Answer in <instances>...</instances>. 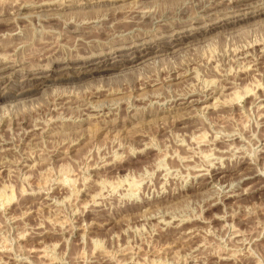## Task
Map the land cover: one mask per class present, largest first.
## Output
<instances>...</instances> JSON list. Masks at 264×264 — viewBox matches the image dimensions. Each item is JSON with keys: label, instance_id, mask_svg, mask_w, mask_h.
Returning <instances> with one entry per match:
<instances>
[{"label": "rangeland", "instance_id": "rangeland-1", "mask_svg": "<svg viewBox=\"0 0 264 264\" xmlns=\"http://www.w3.org/2000/svg\"><path fill=\"white\" fill-rule=\"evenodd\" d=\"M100 1L64 9L62 18L107 14L109 27L129 9H151L154 18L143 24L154 30L173 22L158 24L165 12L188 19L208 0ZM254 1L230 10L234 0H217V9L228 11L224 18L264 8V0ZM56 11L0 16V55L43 67L26 76H13L19 67L0 72V141L11 142L0 148L7 161L0 164V264H264V14L189 31L174 48L138 59L120 51L109 65L96 55L61 69L66 63L55 58L85 45L72 37L111 29L91 26L62 38V19L36 16ZM43 27L54 29L50 45L39 37L37 49L21 53L22 42L15 54L17 41L1 44L4 33L26 31L27 38ZM186 66L191 74L169 79L168 70ZM101 85L128 89L96 92ZM193 92L213 98L177 105L198 100L181 98ZM30 154L41 156L28 163Z\"/></svg>", "mask_w": 264, "mask_h": 264}, {"label": "bare ground", "instance_id": "bare-ground-1", "mask_svg": "<svg viewBox=\"0 0 264 264\" xmlns=\"http://www.w3.org/2000/svg\"><path fill=\"white\" fill-rule=\"evenodd\" d=\"M78 1L79 0H3L2 2H0V4H1L0 16H3L4 14L10 12V9H14L15 10V12L13 14H15L17 17H15L14 19L17 18V20L20 19V18H23V17H20L21 16L20 14L23 13L24 9H26V8H36L38 10H45V11L46 10L47 11H51V10H54L55 11V10H57L54 13H47L46 12V13H43V14H40V15L38 14L36 16H37V19L42 20V21L48 20L50 18H57L58 20L59 19H62V22L63 23H60L59 21H57V22L60 23L59 24L60 26H61V24H63L62 27L64 28L63 29L64 31H61V33H60V30H59V33L60 34L57 33L59 35L62 34V38H63V34H67V33H70V32H79V31H83L84 32L85 31V28H88V27H89L88 29L90 30V29H92L91 26L94 27V28L99 27L98 29L102 28L103 31L104 30L107 31L108 28L110 27L111 30L108 31L106 35H98L97 36L95 34L96 36L89 35V36H86L85 37L83 34L82 35L80 34V35H75L74 37H72V38H74V42L76 41L77 44H82V45L85 44V45L84 46H78L79 47V51L77 53H79V54H75L74 55V53L73 54L68 53V54L63 55L60 58L59 57L58 58H55V61L56 62H61V63L65 62L66 63V66L63 67V68H61V69H65V68L76 67L73 64L76 61H82L84 63H88L90 61H94L95 62L96 59H95L94 56H96V55L97 56H100V58H102V62L105 65H109V63H108L109 62V59L113 57V54H116V53H118L120 51H128V50L133 51L135 54H133L134 56L131 57V60L138 59L141 56H143L145 54H148V52H150V51H152V52L155 53V52H157L159 50H162L163 48H168V49L174 48L177 44H179L181 42V40H183V39L187 38L188 36H190V34L187 33L189 31H193L195 29H198V32L197 33H206V32H209V31H213L215 29H218V28L222 27L223 25L225 26L226 24H229L230 22H237V21L244 20L246 18H254V17H258V16L264 14V8H261L260 9V7H258L259 8V9L257 8L258 10H256V8H255L256 11L254 10V11H251L249 13H244V14H240V15L238 14L236 16L234 15V16H229V17L221 18L219 14H221V12H228V11H223L224 9L222 10L221 8L217 9L218 6H219V4H217V0H208L206 2H201L199 4V7H197L198 10H199L198 14H196V15H194L192 17H188V19H184V17H183L184 20L182 18L181 19L174 18V14H170L168 12H165L166 14H162L160 16V18L162 17V19H158V17L157 18L155 17V19H158V24L160 22H162L163 20H167V19H169V20L170 19H173V22H169V23H163L162 22V23L159 24L158 28H155L154 30H152V28H151V27H154V26H151L149 28V27H147V25H145L146 23L143 24L145 21H147L149 19L151 20L152 19L151 17L154 16V14L151 13V9L150 10H147L146 9V11H141V10H138L137 11V9L136 10L133 9L131 11L129 9V12L126 13L123 17L118 18L115 21H112L111 23H109L110 24L109 27H106V26H108L107 23L103 22L102 20L107 19V16H106L107 14L105 15L106 17L105 16L98 17V16L95 15L96 17H98L97 18L98 20H96V18H95L92 21H90L91 17L88 15L89 17L87 18V17L84 16L85 14H81L84 17H83V19H79L78 20L79 13H81V12H79V13L75 12V13L78 14V15L76 14L78 16L77 19H76V15L74 16V13H73V15L70 14L71 17L62 18L67 13V12L66 13L62 12V10H64V9H67L69 7H72V6H83V5H90V4H93L94 5V4H97L98 2H101L100 0H91L90 2H89V0H84L82 2H78ZM123 1H125V0H123ZM245 1H248V0H234V2L236 4L234 3L232 5H229L230 10H234L236 8L240 9V7L241 8L242 7H247L246 4H249V3L244 4ZM230 2H231V0H230ZM254 2L255 1L253 0V3ZM139 3H141V2H139ZM253 3L251 2L250 4L252 5ZM143 4H144V1H143ZM141 6H142V4H141ZM120 7H123V6L121 5ZM134 7L137 8V6H134ZM180 9H182V7ZM125 10H126V8H125ZM155 11H152V12L154 13ZM190 11H192V10H190ZM194 11H192V12H194ZM119 12H120V9H119ZM125 12H127V11H125ZM201 12H204V13L203 14H200ZM83 13H85V12H83ZM151 14L153 16H151ZM181 14H183V13H181ZM138 15L139 16L142 15L141 20L138 19V18H140V17H137ZM217 15L221 19H219L218 21L216 19H215L216 21H211L213 18L218 17ZM155 19H153V23H154V20ZM27 21H28V23L29 22H31V23L33 22V20L31 18H30V20H27ZM96 21L98 23H100V24H98ZM106 21H108V20H106ZM201 21H206V22L201 27H199V26L195 27V23L201 22ZM17 22H19V21H17ZM35 22H37V20H35ZM31 23H30V25H31ZM43 23L44 22H42V24ZM147 23H148V21H147ZM43 26H46V24H43ZM43 28H44V30L43 31L41 30V34H39L40 33V31H39V33L36 36H34V35L32 36V34H31V36L30 37H27V38H25V35H24L26 31H24L23 34H20V33H17V32L14 33L15 31L14 32L12 31V32L4 33L2 35L3 40H2V43L1 44L2 45H7L10 42L17 41L18 42V45H17L16 50L14 52H15V54H19L21 48L20 49H17V48H19V44L20 43L24 42V44L25 43L26 44L23 45L24 47H22L21 53L24 52V51H26V50H30L29 52H32L31 50L34 51V49H37L35 47L36 44H33V43H35V41L38 40L39 37H40V39L45 40L47 42L46 45H50L51 44L50 41L55 36L54 29H52V27L51 28L50 27L49 28L48 27L47 28L46 27H43ZM106 28H107V30H106ZM32 31H33V29H32ZM105 31L103 33H105ZM127 31H129V32L126 33ZM28 32H29V30H28ZM30 32H31V30H30ZM95 33H97V32H95ZM99 33L101 34L102 32H99ZM179 34H181V35L179 36ZM192 34H196V33H192ZM81 36H84V37H81ZM65 41H66V39H65ZM27 42H30V43H27ZM162 42H166L167 45H162L161 44ZM127 43H131V44L128 45ZM151 43H154L155 45H147V44H151ZM74 45H75V43H74ZM140 45H145L144 46L145 48L144 49H141V48L139 49L138 48L136 51L133 50V48L139 47ZM42 46H43V44H42ZM70 47H72V46H70ZM76 50H77V48H76ZM58 51H59V48L55 51V53L58 52ZM3 55L2 54L0 55V72H5V71H7L10 68L19 67L18 70H16V71L14 70V72H16V73H14L13 76H16L18 74H22V76H26V75H28L27 72H29L31 69H37V68L38 69H42L43 68V67H35V66L34 67H31V66L26 67V65L24 64V62L26 63V61H28L29 58H28V60H26L24 58H20L19 55H16L14 58H11V57L9 58L8 56L5 57V54H3ZM116 56H117V54H116ZM147 58H151V57L149 56ZM258 59H259V57H258ZM80 67H83V66L80 65ZM96 67H94L93 69H99L100 70V68H96ZM45 68H51V67H49L47 65ZM175 69H177V70H175ZM179 69H181L182 72L179 73L178 72ZM56 70H60V69L58 68ZM192 70L193 69L191 67H188V66H186V67H177V68L175 67L174 69L168 70L169 71V74H168L169 76L168 77H169V79H171V78L172 79H175V78L177 79L178 76L180 77V76H185V75L191 74ZM177 72L179 74H176ZM66 74H69V73H66ZM1 77L3 78L4 77V74L1 75L0 78ZM36 77L37 78H41L42 81H44L45 79H47V76H42V77L41 76H39V77L36 76ZM154 80L156 81V80H158V78H156ZM29 82L30 81H29L28 78L27 79L24 78V79L21 80V83L26 84V85L29 84ZM145 82H143V83L146 84ZM23 86H25V85H23ZM225 87L226 88H235V86L233 84L225 85ZM125 88L126 87L124 85L123 86H119V88H117V89L112 88V87H108L107 88V86L101 85V86H98L96 88V92L105 91L104 93L112 94V93H118V92H125L124 91ZM131 88H132L131 90L134 91V87H131ZM135 88H136V86H135ZM126 89H128V88H126ZM27 90H30V89H26V88H25V90L22 89V92H25ZM188 95H189V97H191L193 95H200V94L199 93H194V92L193 93H187L185 95H182L181 98L186 99ZM57 96H58L57 99H60V98L64 97L65 94L63 93V95L60 94V95H57ZM2 98H3V95H0V103L3 102L2 101ZM211 98H213V96L211 94H209V93L208 94L206 93L205 95H202L201 94L200 95V98L198 100H193V101H189V100H186L185 101L184 100L183 103H180V104H177V105H181V107H183V106H186V105H190L191 102H194V103L195 102H207ZM54 103H56V101ZM166 109H170V107L169 108H166ZM74 125L76 126V124H69V123L68 124H63L64 127H71V126H74ZM8 143H11V142L9 140H5V143L4 142L2 143L0 141V148L3 147V146H6ZM32 154H34V153H32ZM40 156L41 155L36 154V156L34 157V155H31L30 154L29 157H24V160L26 162L30 163V162H33L35 159L39 158ZM6 162L7 161H3V163H2L0 161V164H4L5 165ZM182 227L184 228L185 225L184 226L182 225ZM180 229H182V228H180Z\"/></svg>", "mask_w": 264, "mask_h": 264}]
</instances>
